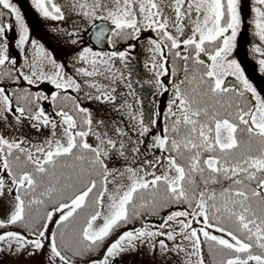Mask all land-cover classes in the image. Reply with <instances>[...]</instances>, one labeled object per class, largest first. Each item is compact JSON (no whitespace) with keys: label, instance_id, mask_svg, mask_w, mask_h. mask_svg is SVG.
I'll list each match as a JSON object with an SVG mask.
<instances>
[{"label":"snow or ice","instance_id":"obj_1","mask_svg":"<svg viewBox=\"0 0 264 264\" xmlns=\"http://www.w3.org/2000/svg\"><path fill=\"white\" fill-rule=\"evenodd\" d=\"M29 10L0 0V264H264V0Z\"/></svg>","mask_w":264,"mask_h":264},{"label":"rangeland","instance_id":"obj_2","mask_svg":"<svg viewBox=\"0 0 264 264\" xmlns=\"http://www.w3.org/2000/svg\"><path fill=\"white\" fill-rule=\"evenodd\" d=\"M249 0H244V3L247 5ZM19 5L22 8V11L26 14V19L30 25V27L33 29V36L38 37L43 35V33L49 31L47 23L40 21L36 15L29 10V0H18ZM247 28V25L245 26ZM251 37L245 31L244 38L239 41V46L237 49V56L238 59L242 61V66L245 67L246 73L250 75V78L259 86L260 85V78L258 77V74L252 72V62L249 58V54H247V48H248V42L250 41ZM53 44H55V41H52ZM59 58V57H58ZM168 79L167 77L165 78ZM231 78H229V83H231ZM150 89L147 85H145V88L142 90L141 95L146 97V103L148 100L151 99L149 96ZM169 96V93H166L163 97H157L158 101L161 102V108L163 110H166V103L167 98ZM5 259L4 257H0V260ZM137 261L145 260L147 261V264H152L151 260L147 256H137L135 257Z\"/></svg>","mask_w":264,"mask_h":264},{"label":"trees","instance_id":"obj_3","mask_svg":"<svg viewBox=\"0 0 264 264\" xmlns=\"http://www.w3.org/2000/svg\"><path fill=\"white\" fill-rule=\"evenodd\" d=\"M169 95H170V93H169ZM206 261H207V262H210V257H207V256H206Z\"/></svg>","mask_w":264,"mask_h":264}]
</instances>
